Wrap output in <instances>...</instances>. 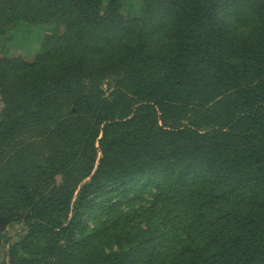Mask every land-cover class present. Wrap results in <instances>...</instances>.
I'll return each mask as SVG.
<instances>
[{"label": "rangeland", "instance_id": "rangeland-1", "mask_svg": "<svg viewBox=\"0 0 264 264\" xmlns=\"http://www.w3.org/2000/svg\"><path fill=\"white\" fill-rule=\"evenodd\" d=\"M173 1H100L99 14L102 17L133 24V33L126 36L124 42L141 48L147 54L137 68L138 74L145 76L146 86H142L145 90L168 74L172 61L168 64L167 52L156 46L159 40L165 43L167 39L151 29L148 14L155 12L152 18L164 22L168 18L166 24L169 28L172 17L162 2ZM215 1L220 9L219 18L226 20V17L230 21L244 5L239 2H250L254 6L264 3V0ZM225 2H233L230 8L232 14L228 16L222 14ZM161 10L167 11L165 19ZM44 14L43 17L33 18L36 23L30 22L25 14L19 15L13 26H0V60L6 62L5 79L0 83V264H166L171 257H176L177 251L182 250L188 236L196 242L201 238L198 230L206 228L208 219L203 218L200 212L194 214L191 205H187L193 200L191 198L195 201L200 197L201 185L197 183L187 197L174 201L170 194L174 190V176L179 178L181 171L178 169L185 168L186 162L178 164L176 172H166L164 166L144 173L131 171L130 168L139 166L140 170L139 164L146 158L162 162L165 155L177 150L175 141L163 135L162 129L170 131V126L186 125L199 132L214 125H223L225 130L229 128L236 114L245 110L238 109L232 93L228 97L220 95L225 82L231 85L228 75L223 79L218 71L211 69L207 77L201 75L202 79H198L200 81L194 86L184 85L186 89L177 93L174 103L165 105L172 108L173 113L169 111L164 115L158 110L154 116L147 103H139L138 100L128 103L121 98L122 92L116 94L118 91L114 88L118 90L121 85L131 88L133 84L127 77L128 69L120 67L119 63L99 69L92 66L91 75H87L86 71L78 73L75 66L68 65L74 70L67 77L60 72L48 76L42 89L43 98L36 99L31 95L28 82L23 86L15 77L26 72L21 68L22 64L30 65L53 46L56 38L65 37L69 23L62 15H50L47 10ZM2 20L0 15V25ZM121 26L114 28V35H121ZM83 30H86L84 34L87 38H94L91 30ZM200 31L196 27L192 29V32ZM89 39L85 46L93 53L97 48L90 45ZM85 46L79 54L87 49ZM57 52V55L61 53ZM65 54L74 55L76 50ZM57 58L55 61H58ZM196 62L199 63V60L192 62L191 68L201 72ZM86 63L91 65V62ZM103 72L112 74L104 76ZM67 88L79 89L86 99L93 101L100 97V92H104L105 96L115 92L113 95L122 100L121 106L131 104V108L140 110L139 116L134 119L143 122L145 128H141L140 134L133 133L120 143V148L127 150L126 156L116 157L115 154L112 158L109 152L107 163L101 165L103 152L99 141L103 125H95L90 116L74 107ZM9 124L14 125L7 129ZM5 130L9 134L12 130L14 132L11 137H3ZM126 132H129L127 128L119 134ZM133 138L136 142L129 144ZM124 141L127 144L124 145ZM178 142L180 150L187 146L182 141ZM206 153L208 157L213 156L210 151ZM121 168L127 171L124 180L108 186V176ZM86 175L88 177L84 179ZM92 178L96 188L76 208L80 189ZM16 182L23 184L18 187ZM22 188L31 199L22 195ZM65 188L71 190L70 203L55 216L58 227L44 234L32 233L33 201L59 197ZM219 208L217 206L214 210ZM221 213L217 216L220 217ZM205 216L212 220L216 218L214 211ZM258 259L252 256L248 259L236 258L225 264H264V258H260L262 262Z\"/></svg>", "mask_w": 264, "mask_h": 264}, {"label": "trees", "instance_id": "trees-1", "mask_svg": "<svg viewBox=\"0 0 264 264\" xmlns=\"http://www.w3.org/2000/svg\"><path fill=\"white\" fill-rule=\"evenodd\" d=\"M100 1L0 0V15L3 16L0 26H13L17 23L19 15L25 14L28 15L30 22L36 23L33 18L43 17L46 10L50 15H62L69 21L66 26L67 35L56 38L53 46L30 65L22 64L21 68L26 72L16 75L15 80L21 82L23 86L28 82L32 97L41 99L43 85L48 81L47 77L57 72L67 77L69 72L74 70L68 65L75 66L78 73L86 71L87 75H91L92 66L99 69L119 63L120 67L128 69L127 77L133 84L131 88H123L121 85L118 90L116 88L113 90L118 91L117 95L122 92L121 98L126 99L128 103H133V100L147 103L155 116L158 110L162 115L169 111L173 113L172 108L165 105L174 103L177 93L186 89L184 85L194 86L202 76L206 78L211 69L218 71L223 79L228 75L227 80L231 85L225 82L220 95L228 97L232 93L238 109L241 107L240 109L245 110L236 114L229 128L225 130L223 125H214L204 132H199L186 125L170 126V131L162 129L160 131L163 135L175 141L177 150L165 155L162 162L155 158H146L139 164L140 170L139 166L130 170L144 173L164 166L167 168L166 172H176L178 164L186 162L185 168L178 169L181 171L179 178L174 176L172 187L174 190L170 193L174 201L187 197L190 189L197 183L201 185L200 197L195 201L191 198L193 200L187 205H191L194 214L200 212L203 218L208 219L206 228L198 230L201 238L196 242L188 236L182 250L177 251L176 257H171L166 264H225L232 259H248L250 256L254 259L259 258L258 261L262 262L260 258H264V3L254 6L250 2H239L244 5L230 21L226 17H224L226 20L219 18L220 9L216 6L215 0L162 2L172 17L170 27L168 28L166 24L169 22L168 18L166 22L152 18L155 12L151 13L152 16L148 14L151 19L147 22L152 26V30L167 39L165 43L159 40L156 46L162 47V52H167L168 64L172 61L168 74L153 82L152 86L145 90L142 88L146 86L145 76L138 74L137 68L142 64V57L147 54L141 48H134L129 42H124L126 36L133 33V24H126L116 18L102 17L99 14ZM232 3L225 2L222 14L225 16L232 14L230 12ZM162 10L160 13L165 19L167 11L165 13ZM16 13L18 15L14 16ZM111 23L115 24L111 26ZM121 24V35H114V28ZM194 27L202 32H192ZM83 29L91 30L94 38H87L84 34L86 30ZM224 31L227 33L224 34ZM87 39L90 45L97 48L92 51L93 53L85 46ZM83 46L87 49L79 54ZM58 50L61 51L59 55ZM73 50H76V54L71 56L65 54ZM56 58L58 61H55ZM195 60H199V63H196L202 69L201 72L191 68L190 64ZM86 62H91V65ZM5 73L6 62L0 60V83H3ZM103 74L105 76L112 73ZM227 85L230 86L226 88ZM67 93L78 111L90 116L95 125H103L102 139L99 141L103 152L101 165L107 163L109 152L112 158L115 154L116 157L126 156L127 150L120 148V143L133 133L140 134L145 128L143 122L134 119L139 116L140 110L131 108V104L121 106L122 100L113 95L115 92L106 94L107 96L100 92V97L94 101L86 99L84 92H80L79 89L67 88ZM13 125L9 124L7 129ZM125 128L129 132L120 135L119 131ZM139 128L143 129L137 131ZM6 130L3 137H11L14 131L9 134ZM7 137L3 140L5 141ZM178 141L187 146L180 150ZM135 142L136 139L133 138L128 143ZM123 143L127 144L125 141ZM206 151H210L213 156L208 157ZM222 158L225 160L218 163L217 160ZM187 160L194 162L189 163ZM126 173L127 171L122 168L116 170L108 176L106 184L110 186L123 181ZM87 177L88 175L84 179ZM190 177L192 179L187 182ZM94 183L95 180L92 178L90 182L83 184L75 203L76 208L96 188ZM22 184L16 182L18 187ZM62 194L59 197L50 196L41 198L38 202L33 201L35 210L32 233L44 234L58 227L55 216L69 206L71 190L65 188ZM22 195L31 199L25 190ZM217 206L220 208L215 211L214 208ZM211 211L216 215L213 220L205 216ZM218 213H221L220 217L217 216ZM197 220L201 226L202 223ZM215 222L218 224L214 225Z\"/></svg>", "mask_w": 264, "mask_h": 264}, {"label": "water", "instance_id": "water-1", "mask_svg": "<svg viewBox=\"0 0 264 264\" xmlns=\"http://www.w3.org/2000/svg\"><path fill=\"white\" fill-rule=\"evenodd\" d=\"M0 225H1V223H0Z\"/></svg>", "mask_w": 264, "mask_h": 264}]
</instances>
